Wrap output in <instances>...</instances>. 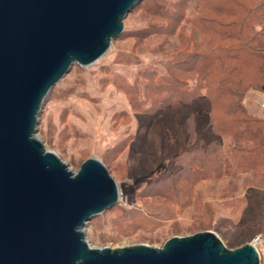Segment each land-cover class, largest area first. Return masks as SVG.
Instances as JSON below:
<instances>
[{
    "label": "rangeland",
    "instance_id": "obj_1",
    "mask_svg": "<svg viewBox=\"0 0 264 264\" xmlns=\"http://www.w3.org/2000/svg\"><path fill=\"white\" fill-rule=\"evenodd\" d=\"M250 1L264 13V0ZM154 2L136 3L103 55L89 65L73 63L54 84L41 103L35 136L72 171L95 157L115 180L117 202L84 228L92 247H160L171 236L208 230L228 249L251 242L264 264V188L253 186L256 156L230 157L231 134L216 129L226 128L227 118L209 114L205 100L194 111L165 93L175 105L158 106L164 100L158 82L171 78L172 68L193 85L196 73L174 67L187 64V52L222 43L224 27L215 24L210 31L198 20V12L213 15L202 9L203 0H183L184 18L176 25L171 15L152 14ZM250 25L261 31L260 20ZM212 76L216 80L218 72ZM254 76L241 103L247 115L264 121L258 87L264 72Z\"/></svg>",
    "mask_w": 264,
    "mask_h": 264
},
{
    "label": "water",
    "instance_id": "obj_2",
    "mask_svg": "<svg viewBox=\"0 0 264 264\" xmlns=\"http://www.w3.org/2000/svg\"><path fill=\"white\" fill-rule=\"evenodd\" d=\"M139 1L0 0V264H259L251 242L228 249L208 230L92 247L84 228L117 202L115 180L95 157L72 171L35 136L54 84L103 55Z\"/></svg>",
    "mask_w": 264,
    "mask_h": 264
},
{
    "label": "trees",
    "instance_id": "obj_3",
    "mask_svg": "<svg viewBox=\"0 0 264 264\" xmlns=\"http://www.w3.org/2000/svg\"><path fill=\"white\" fill-rule=\"evenodd\" d=\"M153 1L155 2L152 5L154 10L152 14L163 19H168L171 15L170 19L175 22L174 25L184 18L183 12L179 10L183 0ZM250 2V0H203L202 9L212 12L213 15L207 17L198 12L200 15L198 20L208 22L206 27L210 31H213L212 27L215 24L224 27V31L218 32L223 42H218L207 50L195 49L187 52L190 56L185 60L187 64L174 67L184 72L196 73L197 80L193 85L187 84L185 79L173 74L171 68L169 70L171 78L161 79L156 92H164L162 97L164 100L160 99L158 103L159 108L177 104L194 107V111H199L201 101L205 100L206 111L209 114L213 111L219 114L221 112L220 116L227 118L228 125L226 128L218 126L216 129L219 134H231V141L234 143L228 147L230 157L256 156L253 186L264 188V121L247 115L241 103V97L253 85L256 70L258 73L264 72V13L260 10L261 6L254 7L255 5H251ZM222 17L229 20L224 21ZM255 19L260 20L262 24L259 32H254L250 25ZM216 71L218 76L215 80L212 75ZM263 85L264 83H260L258 87L262 89ZM202 89L204 90L201 91ZM165 93L176 97L178 103L167 101ZM207 124L211 127L209 120ZM231 129L238 131L234 133ZM238 140L243 141V145H239ZM233 165L238 166L235 163Z\"/></svg>",
    "mask_w": 264,
    "mask_h": 264
},
{
    "label": "built area",
    "instance_id": "obj_4",
    "mask_svg": "<svg viewBox=\"0 0 264 264\" xmlns=\"http://www.w3.org/2000/svg\"><path fill=\"white\" fill-rule=\"evenodd\" d=\"M259 107L262 110V112L264 113V92H263V95H262V97L260 99Z\"/></svg>",
    "mask_w": 264,
    "mask_h": 264
}]
</instances>
